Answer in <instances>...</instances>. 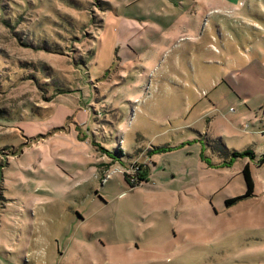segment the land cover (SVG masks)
Wrapping results in <instances>:
<instances>
[{"label": "rangeland", "instance_id": "374dc122", "mask_svg": "<svg viewBox=\"0 0 264 264\" xmlns=\"http://www.w3.org/2000/svg\"><path fill=\"white\" fill-rule=\"evenodd\" d=\"M202 1L0 0V264H264V0Z\"/></svg>", "mask_w": 264, "mask_h": 264}, {"label": "crops", "instance_id": "0c3cea01", "mask_svg": "<svg viewBox=\"0 0 264 264\" xmlns=\"http://www.w3.org/2000/svg\"><path fill=\"white\" fill-rule=\"evenodd\" d=\"M202 2H203L202 9L203 11H206L207 14L210 15L218 14L227 18H230L229 16H231L235 11H239L238 7L246 6L244 2L241 0H203ZM257 5L258 4L256 3L255 9H259L262 12V8L261 7L258 8L259 6L257 7ZM247 8L251 13L250 19H252V16H256V15H254L253 11L250 9L249 6ZM262 25H264V23H262ZM259 31L263 32V30H259ZM259 52H261L259 47L258 50L253 49V53L255 57L254 59H256L258 63V65H256V68L258 69V72L264 74V59H262ZM257 53L259 54L256 55ZM252 81H253V77H252Z\"/></svg>", "mask_w": 264, "mask_h": 264}, {"label": "trees", "instance_id": "16d2710c", "mask_svg": "<svg viewBox=\"0 0 264 264\" xmlns=\"http://www.w3.org/2000/svg\"><path fill=\"white\" fill-rule=\"evenodd\" d=\"M209 141H211V140H208V142H207V144H208V146H210V147H212L213 149H219V150H225V147L223 146V143H221L220 141L218 142V141H212V142H209ZM233 155L234 156H236V157H241L240 156V154H239V152H237V151H235L234 153H233ZM242 173H243V175H244V177H245V181H246V183H247V187H248V189H247V193H246V196H251L252 195V193H253V179H252V177H251V172H250V168H249V165L248 164H246L245 165V167H244V169H243V171H242ZM126 175V174H125ZM126 176H128V175H126ZM126 178V181L130 184V186L131 187H135L134 186V183H131L128 179H127V177H125ZM140 179H142V178H140ZM238 199H235V200H233V201H231V202H235V201H237Z\"/></svg>", "mask_w": 264, "mask_h": 264}]
</instances>
